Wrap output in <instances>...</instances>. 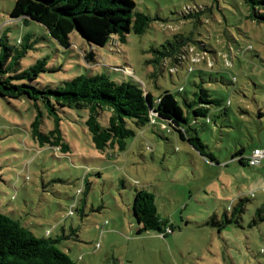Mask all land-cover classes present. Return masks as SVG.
Returning a JSON list of instances; mask_svg holds the SVG:
<instances>
[{"label":"rangeland","instance_id":"rangeland-1","mask_svg":"<svg viewBox=\"0 0 264 264\" xmlns=\"http://www.w3.org/2000/svg\"><path fill=\"white\" fill-rule=\"evenodd\" d=\"M14 1L0 0V39L35 41L37 50L21 64L43 55L50 66L60 64L34 84L56 87L102 72L137 82L154 101L169 91L213 160L158 118L124 151L100 152L83 122L86 111L68 108L59 112L69 144L61 153L33 139L31 101L0 96V212L36 236L59 239L56 246L78 264H264V217L256 215L264 207V158L249 166L232 157L240 148L249 155L264 147V23L248 17L243 0H133L151 19L143 33L91 46L72 31L68 49L42 24L11 18ZM162 45L172 52L155 63L153 49ZM89 49L91 64L80 55ZM200 88L218 104L196 116L184 103ZM38 109L47 132L53 120L41 103ZM139 188L153 194L158 215L171 224L167 234L137 232L132 200ZM240 200L243 210L235 214Z\"/></svg>","mask_w":264,"mask_h":264},{"label":"trees","instance_id":"trees-1","mask_svg":"<svg viewBox=\"0 0 264 264\" xmlns=\"http://www.w3.org/2000/svg\"><path fill=\"white\" fill-rule=\"evenodd\" d=\"M243 2L248 7V17L264 23V0ZM9 15L13 19H21L23 23L33 20L42 24L48 34L67 49L71 46L69 34L72 31H76L91 46H103L108 40L112 44L125 42L131 31L143 33L151 20L147 14L136 9L133 0H15ZM162 47L153 49L155 63L163 62L172 52L167 50V45ZM37 48L29 35L21 36L16 45L10 44L6 36L0 39V96L7 99L23 97L32 102L36 113L30 124L31 134L39 146L49 145L61 153L69 151V144L60 129L59 113L68 108L86 111L85 119L83 114H77L83 117L91 142L100 152L112 154L124 151L128 139L134 138L138 130L154 125V119L158 118L166 121L182 140H186L201 155L213 160L211 154H205V145L195 131L191 133L192 129L187 128L188 118L171 92L164 91L154 101L151 93L137 82L116 81L102 72L80 73L64 79L56 87H38L33 82L38 78L45 79L41 74L57 70L60 64L50 66L49 55L21 64L28 51ZM94 53L93 49H89L80 52V55L89 64L95 62ZM194 95L196 99L184 104L192 108L196 116L206 115L209 104H218V100L210 98L204 89L200 88ZM38 103L53 120V127L47 132L39 128L41 111ZM162 126L166 127L164 123ZM242 152L243 148H240L232 157L248 165L247 155H242ZM242 207L243 201L240 200L234 213L240 214ZM132 212L139 225L138 233L156 230L165 235L171 231L168 220L157 213L153 194L145 189H135ZM256 215L264 217V207L256 208ZM253 222L256 220L253 219ZM58 240L36 236L16 219L0 212V264H78L56 246Z\"/></svg>","mask_w":264,"mask_h":264},{"label":"built area","instance_id":"built-area-1","mask_svg":"<svg viewBox=\"0 0 264 264\" xmlns=\"http://www.w3.org/2000/svg\"><path fill=\"white\" fill-rule=\"evenodd\" d=\"M264 158V148H254L249 155H247V163L250 166H255Z\"/></svg>","mask_w":264,"mask_h":264}]
</instances>
